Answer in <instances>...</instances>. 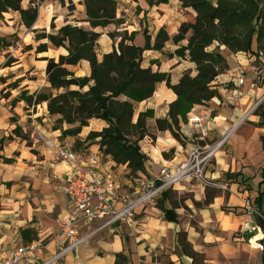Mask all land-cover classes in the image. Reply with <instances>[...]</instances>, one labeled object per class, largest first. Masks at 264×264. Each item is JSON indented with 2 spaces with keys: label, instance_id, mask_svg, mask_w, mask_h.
Instances as JSON below:
<instances>
[{
  "label": "crops",
  "instance_id": "0c3cea01",
  "mask_svg": "<svg viewBox=\"0 0 264 264\" xmlns=\"http://www.w3.org/2000/svg\"><path fill=\"white\" fill-rule=\"evenodd\" d=\"M74 1L78 3L76 9L68 11V4L72 5ZM116 6V19L121 24L95 29L86 22L81 0H20L22 10L37 8L36 19L30 28L24 26L17 11L1 13L0 20L4 18L8 25L4 28L10 30L0 34L2 50L11 48L5 43L7 35H18L17 31L24 29L23 40L28 37L36 44L32 47L26 42L25 47L33 49L36 59L26 61L24 65L18 59L13 66L0 68V80L6 82L0 83V91L5 88L2 91L5 93L11 88L32 95L49 87L45 73L47 61L44 59L56 62L68 52L63 47H49L46 39L37 40L34 35L48 30L54 34L65 25L99 35L96 41L98 61L117 48L120 35L115 34L126 32L129 36L136 32L133 45L143 48L145 36L153 46L158 32L164 30L168 40L162 43L160 50L142 52L141 68L165 74L172 86L179 83L183 74L188 73L192 77L197 74L187 55L180 57L175 54L180 47L186 46L187 40H172L178 34L180 24L186 20L184 14L195 15L191 9L182 8L178 0H166V3L152 6L145 0H137ZM42 44H47V50L37 52ZM210 47L225 58L228 68L210 84L216 96L207 101L206 106H194L188 114L205 113L214 118L205 140L198 141L200 145L211 144L220 134L236 126L224 148L206 168V178L213 185L183 181L153 202L138 206L131 224L118 223L103 229L51 264H254L257 249L246 243L249 217L242 212L248 198L256 197L261 169L264 168V126H259L260 117L251 113L253 105L264 95V69L259 80H255L252 73H247L244 84L237 86L231 78V71L251 64L256 54L232 53L217 43ZM210 47L207 51H211ZM66 68L74 77L90 75V65L85 60ZM14 83L17 87H10ZM16 93L0 98V140L3 139L0 147V264L10 255L11 246L37 243V249L29 253L22 264H41L67 245L60 234L59 220L68 210L65 187L71 167L65 161H57L51 166L53 152L45 145L46 140L68 141L73 145L78 142L82 147L76 151L98 153L101 158L99 172L114 174L121 186L118 195L126 192L129 200L136 199L134 192L139 188L141 176L153 179L163 168L175 166L191 148L184 136L190 131L185 123H179V139L169 130L156 128L157 120L169 121V105L176 100L175 93L167 88L165 82L156 84L149 99L133 103L132 124L137 122L141 113H147L146 134L138 143L146 160L144 171L136 175H131L126 165H117L109 156L103 155L99 149V138L86 141L89 133H99L107 126L104 121L92 119L77 135H62L75 126L64 123L54 126L53 121L57 117L48 114L46 103L28 106L22 100L16 101L19 97ZM11 100L12 105H8ZM31 118L36 120V126L30 124ZM16 127L25 133L30 129V142L26 144L12 135ZM9 136L11 140L7 139ZM4 159L10 163H4ZM239 173V176H234ZM115 205H120L119 199L115 200ZM96 226L97 222L89 226L80 225L77 231L83 234ZM180 240L184 241L183 246Z\"/></svg>",
  "mask_w": 264,
  "mask_h": 264
},
{
  "label": "trees",
  "instance_id": "16d2710c",
  "mask_svg": "<svg viewBox=\"0 0 264 264\" xmlns=\"http://www.w3.org/2000/svg\"><path fill=\"white\" fill-rule=\"evenodd\" d=\"M148 5L166 3V0H145ZM182 8L191 9L190 21L181 23L174 42L187 40L185 47H180L176 55H187L189 62L195 65L196 75L191 77L183 74L179 83L172 86L168 77L150 68H141L142 52L148 49L160 50L162 43L168 40L164 30L157 34L153 46L145 36L143 48L133 45L136 32L129 36L126 32L120 35L117 48L102 56L101 61L96 57V41L99 35L79 27L65 25L54 34H37L36 39H46L52 48L63 47L66 56H60L55 62L47 61L46 78L49 87L39 93L27 95L20 92L18 100L28 106L47 104L49 115L56 116L58 123L74 125L75 128L65 130L62 135H77L82 127L92 119L106 123L101 132H91L86 141L99 138V149L103 155L109 156L117 165H126L131 175L144 171L145 156L138 142L146 134L145 118L147 113H141L137 122L132 124L133 103L149 99L156 84L165 82L171 89L176 100L169 105L168 120H157L159 131L169 130L179 139V123H185L187 114L196 105H203L216 96L210 84L227 69V63L219 52L207 51L214 43L224 46L232 53L244 52L253 55L264 50V6L263 0H217L212 4L209 0H178ZM86 22L89 27H106L114 24L118 27L121 22L116 19V2L114 0H83ZM8 10L17 11L25 27L30 28L37 16V8L22 10L20 0H0V15ZM53 29V26H51ZM2 41V40H0ZM47 44L39 45L37 52L46 51ZM255 46V47H254ZM186 53V54H185ZM85 60L90 65V75L74 77L67 66H75ZM10 87H17L14 83ZM259 126H264L263 114ZM129 128L139 131L133 142H128L126 133ZM21 129L16 127L12 135L23 139ZM11 140L12 137L7 138ZM3 139L0 140V147ZM10 163V160H3ZM236 174L234 176H239ZM165 192H163L164 194ZM257 195L253 200L257 211L263 213L264 204V168L261 169V181L258 184ZM162 194V195H163ZM255 234L245 235L249 241ZM180 237V235H179ZM183 246L184 241L180 240Z\"/></svg>",
  "mask_w": 264,
  "mask_h": 264
},
{
  "label": "built area",
  "instance_id": "2783aa9c",
  "mask_svg": "<svg viewBox=\"0 0 264 264\" xmlns=\"http://www.w3.org/2000/svg\"><path fill=\"white\" fill-rule=\"evenodd\" d=\"M264 69V53L258 52L256 59L246 66H238L231 71V78L237 86H242L247 73H252L255 80H259ZM261 75V76H260ZM263 97L260 99L262 101ZM254 106L251 108V111ZM214 118L210 114L190 113L185 125L189 133H184L186 141L191 144L185 157L173 167L163 168L153 179L141 176L139 188L135 190L136 199L129 200L126 192L118 195L121 186L118 179L111 172H99L101 158L98 153L76 151L74 145L68 141L46 140L45 145L53 152V162L65 161L71 167V175L65 187L68 198L67 213L59 220L60 234L67 245L51 259L41 264H51L68 250H76L78 246L87 242L92 236L103 229L118 223L131 224L135 209L143 204L153 202L163 192L183 181H195L203 186L212 184L206 178V168L216 154L222 150L229 140L236 126L220 134L211 144L198 145L204 141L211 130ZM30 124L36 126V120L31 118ZM119 199L120 205H115ZM247 210L250 204L247 203ZM97 222V226L79 234L77 228L89 226ZM248 228V225H247ZM249 229V228H248ZM250 230V229H249ZM254 231V228H251ZM39 245L30 243L23 247L9 249V256L1 264H22L28 254L35 251Z\"/></svg>",
  "mask_w": 264,
  "mask_h": 264
},
{
  "label": "rangeland",
  "instance_id": "374dc122",
  "mask_svg": "<svg viewBox=\"0 0 264 264\" xmlns=\"http://www.w3.org/2000/svg\"><path fill=\"white\" fill-rule=\"evenodd\" d=\"M217 0H210L211 3L215 2L216 3ZM81 2L83 3V0H81ZM116 2V5H121V4H131V2H137V0H115ZM78 3H76V1H74V3L72 5L68 4L67 6V9L68 11L70 9H73V11L76 9V5ZM264 6V0L263 2L260 4V7H263ZM71 11V10H70ZM184 17L186 19V21H190V18L188 16L187 13L184 14ZM3 19V20H2ZM7 22L6 20H4V18H1L0 20V27L2 28V30L0 31V34L2 33H6V32H9L10 30H8L7 28H4V27H7ZM87 25H84V28L88 29V27H85ZM18 35L17 34H13V35H7V37H5V43L11 47V48H8V49H3V47H0V68H4V66L8 65V67H11L13 66V62H15L16 60H20L21 63L24 65L26 61H30V62H33L35 59H36V55L34 54V51L33 49L32 50H27L25 46H27L26 42H28V44H31L32 47H35L36 44L34 42V40H32L30 42L29 38L28 37H25V39L23 40V32L24 29H22L21 31L18 30ZM55 32V31H53ZM52 33L51 30H48L45 32V34H50ZM40 34V33H39ZM42 34V33H41ZM27 35V34H26ZM116 35H123V33H118V34H115ZM36 35H34L35 37ZM113 37V35H111ZM30 42V43H29ZM50 47V46H49ZM255 47V46H254ZM211 48V51H214L215 49H213V47H210ZM260 51H262L264 53V50L263 49H260ZM27 52V53H26ZM227 63V61H226ZM25 68V67H24ZM227 68H228V65H227ZM82 69V68H81ZM263 73V72H262ZM76 75V73H75ZM190 75V74H189ZM262 75V74H261ZM260 75V76H261ZM191 76V75H190ZM76 77V76H75ZM192 77V76H191ZM29 79V77H28ZM0 83L4 84L6 83L4 80H0ZM11 84V83H9ZM8 85V84H7ZM6 85V86H7ZM259 85V84H258ZM5 89V88H4ZM2 89L0 91V98H6L8 97L9 95H13L14 93H16V97L19 96L20 94V91L21 90H16L14 91L13 89H8L5 93H3L2 91L4 90ZM45 89H42L41 91H43ZM264 100V99H263ZM210 101V100H209ZM12 100L10 101V103L8 105H12ZM203 106H206V102L203 104ZM254 106V109L251 111V113H254L255 115H259V114H263L264 115V101H258L256 104L253 105ZM36 109V107H35ZM13 121H15L14 118H12ZM264 121V118L262 119ZM53 125L54 126H59L61 125V123H58L57 121H53ZM21 136L23 137V141L27 144L28 142H30V139H29V135H30V129H27V132H23L21 131ZM138 133L139 131H137L135 128H129V130L127 131V135H126V139L128 142H133L136 138V136H138ZM139 143V142H138ZM200 145V142H198ZM74 147L76 150H79L82 146L79 145L78 142L74 143ZM224 148V147H223ZM222 148V149H223ZM212 162V161H211ZM210 162V163H211ZM208 168V167H207ZM244 183V182H242ZM213 184H209L208 186H211ZM170 193L172 192L171 190L169 191ZM253 196H250L248 198V200L245 202V206L243 208V212L242 214L243 215H246L247 217H249V225H248V229L245 230L246 232V235H250V234H257L259 233V227L261 224H264V210H263V213H259L255 207V205L253 204ZM249 203L250 204V207L251 209L250 210H247V206L246 204ZM251 228H254L255 230L252 231ZM255 235L252 237L254 238ZM250 238V239H252ZM247 244H249V241L246 242ZM251 246V245H250ZM253 247V246H252ZM254 248V247H253ZM262 261H263V255L261 253L260 250H257V255L255 257V260H254V264H262Z\"/></svg>",
  "mask_w": 264,
  "mask_h": 264
},
{
  "label": "bare ground",
  "instance_id": "6f19581e",
  "mask_svg": "<svg viewBox=\"0 0 264 264\" xmlns=\"http://www.w3.org/2000/svg\"><path fill=\"white\" fill-rule=\"evenodd\" d=\"M262 239H263V235H262V233L259 231V233H257V234L255 235L254 238H252V239L249 240V244H250L251 246H253L254 249L261 250V247H260V245H259V242H260V240H262Z\"/></svg>",
  "mask_w": 264,
  "mask_h": 264
},
{
  "label": "water",
  "instance_id": "95a60500",
  "mask_svg": "<svg viewBox=\"0 0 264 264\" xmlns=\"http://www.w3.org/2000/svg\"><path fill=\"white\" fill-rule=\"evenodd\" d=\"M259 230H260V232H261L262 235H263V239L260 240L259 245H260V247H261V250H260V251H261V253H262V255H263V261H262V264H264V224H261V225H260Z\"/></svg>",
  "mask_w": 264,
  "mask_h": 264
}]
</instances>
